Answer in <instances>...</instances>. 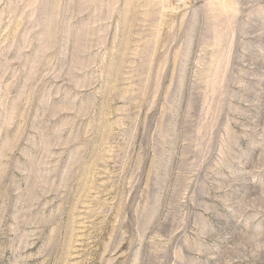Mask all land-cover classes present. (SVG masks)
Instances as JSON below:
<instances>
[{"label": "rangeland", "instance_id": "rangeland-1", "mask_svg": "<svg viewBox=\"0 0 264 264\" xmlns=\"http://www.w3.org/2000/svg\"><path fill=\"white\" fill-rule=\"evenodd\" d=\"M0 264H264V0H0Z\"/></svg>", "mask_w": 264, "mask_h": 264}]
</instances>
